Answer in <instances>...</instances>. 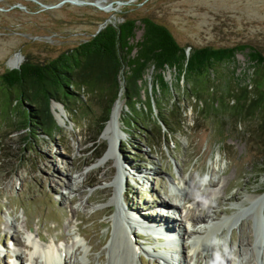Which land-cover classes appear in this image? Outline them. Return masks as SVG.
I'll return each mask as SVG.
<instances>
[{"label":"rangeland","instance_id":"374dc122","mask_svg":"<svg viewBox=\"0 0 264 264\" xmlns=\"http://www.w3.org/2000/svg\"><path fill=\"white\" fill-rule=\"evenodd\" d=\"M60 1L0 0V73L25 61H48L90 38L105 22L116 25L134 18L139 24L144 16L165 25L187 50L246 43L264 55V0H104L113 10L103 8L100 0ZM140 35L138 28L135 36ZM152 76L151 68L144 76L151 93ZM252 76L246 51L238 52L233 62L216 67L211 90L220 93L244 84L252 90ZM165 79L172 88L164 103L179 102L182 127L166 139L144 137L143 131L124 125L126 107L119 96L123 134L105 163L100 161L109 139L101 132L92 141L100 112L96 106L71 115L55 101L60 115L51 105L57 128L50 136L36 128L20 129L18 111L0 115V264H30L42 246L37 235L62 255L72 253L71 264H124L125 247L116 237L111 201L119 170L124 212L135 211L147 223L165 219L180 228L176 246L143 235L139 223L133 224L132 242L143 249L158 248L143 252L135 245L141 250L135 253L137 264H264V224L256 244L250 208L253 197L264 195V134L255 139L261 115L241 121L205 118L195 111L194 100L173 85L170 70ZM147 129L155 134L151 122ZM184 215H203L210 223H187ZM261 217L264 222V210ZM209 230V240L191 242L190 232L200 237ZM244 239L251 244L241 246ZM35 258L43 264L37 252Z\"/></svg>","mask_w":264,"mask_h":264},{"label":"trees","instance_id":"16d2710c","mask_svg":"<svg viewBox=\"0 0 264 264\" xmlns=\"http://www.w3.org/2000/svg\"><path fill=\"white\" fill-rule=\"evenodd\" d=\"M136 21L124 18L116 25L107 23L90 38L48 61H25L18 68L0 73V115L9 117L18 111L22 115L20 129L36 128L50 136L57 128L50 110L52 100L61 103L71 115L87 113L93 105L100 110L92 137L95 141L121 91L126 107L122 115L124 125L137 128L139 133L143 131L144 137L166 139L185 121L178 101L167 107L164 103L172 88L165 79V72L170 70L173 85L182 96L194 100L198 114L238 121L260 114L255 139L264 134V55L258 48L239 43L191 46L187 50L165 25L151 17L140 18L139 24ZM138 28L141 35L136 38ZM244 51L253 67V89L244 84L220 93L211 90L216 67L233 62L236 54ZM151 68L152 93L144 87V76ZM156 93L159 98L154 97ZM149 122L155 134L147 129ZM260 138L264 139L263 135ZM103 152L104 149L96 153L93 160Z\"/></svg>","mask_w":264,"mask_h":264},{"label":"bare ground","instance_id":"6f19581e","mask_svg":"<svg viewBox=\"0 0 264 264\" xmlns=\"http://www.w3.org/2000/svg\"><path fill=\"white\" fill-rule=\"evenodd\" d=\"M98 3L100 5H103L102 7L105 9L113 10L112 5L110 7H107V5L105 6L104 0H100V1H98ZM98 3H97V5H98ZM52 107H53V109H55L57 115H60V113H58V111L56 110L59 107L58 104L54 102L52 104ZM121 110H122V101L120 98H118L115 101L114 105L112 106L109 119L107 120V122L103 128V131H102V136L109 139L110 146H109L108 150L105 152V154L103 155V157L101 158L100 163L107 162L111 158V156L114 155V149H115L116 142L122 138L123 132H122L121 127H120ZM121 175H122L121 171L119 170L115 176L114 181H113L114 194H113V197L111 198L113 205H115V207H116L115 213L113 214V219L118 226V228L115 227L116 228L115 230L117 232L116 237H118V241L120 243H122L123 246L125 247L123 254L121 253L122 255L125 256L123 259L124 264H137V261L135 260L136 251L139 252L142 250L143 252L144 251L146 252V251L150 250V251L155 252V250H157L158 248L154 249L151 247L150 249H147V248L143 249V247H140L139 245L132 242L129 229L133 224L139 223L137 228L143 233V235H146L147 237H151V239H156L159 241V243L162 242L163 244L164 243L167 244V243H169V241H172L175 244L174 240L177 236L176 230L178 231L180 228L178 226H176V227L173 225H172L173 227L170 226L168 224V222H166L165 219H163L164 221L161 220L162 222H156V223H155V221L152 222L153 219L151 221L147 219L149 221L147 223L146 219L143 216L140 217L139 213H137L135 211L124 212V210L122 209L121 204H120L122 201V196H123ZM68 188L71 189L73 187L70 186ZM200 194L201 193H199L198 195H200ZM191 197H193V196L191 195L188 198L190 199ZM251 201H252L253 205L250 208L254 210V220H255V224H254L255 233H254V241L253 242L257 244L258 230L260 228H262V225L264 224L263 219L261 217L263 210H264V195H259L257 197H253V199H251ZM162 204L167 206L166 203L162 202ZM208 207H209V205H208ZM108 210L110 211V208H108ZM127 211H129V210H127ZM217 213L218 212L216 210V213H214V214L217 215ZM164 217H166V216H164ZM206 218L207 217H205L203 215L194 216V217L192 216L191 218H189L188 215L185 216L187 223L192 221L195 224H199V226H204V225L208 226V224L210 222H206V220L208 221V219H206ZM172 219H174V218L172 217ZM181 219H182V217H181ZM217 225H212V228L217 227ZM210 231L211 230H209L205 235H203V236L201 235L200 237L198 234L194 235L196 232H190V235L192 238L191 242L196 241V240H200V239L202 242L209 240L211 237ZM186 232L187 231H184L183 234H186ZM183 234H182V236H183ZM37 238L40 241V243L42 244V246L40 248H38L31 255V259H30L31 263L30 264H40V263H38V261L35 258L36 252L39 254V256L41 258H43V260H41V261H43V264H71L72 253L68 255V252H65L64 255H62L60 248L54 247V246L51 247V246L47 245L45 243L44 239H41L40 237H38V235H37ZM161 240H163V241H161ZM245 242L247 244H251V240L244 239V241H240V245L243 246L245 244ZM256 244L254 245V247L256 246ZM135 245H137L141 250L138 247L135 249ZM96 247H97V245L92 246V248H96ZM21 254H20V252H18L16 256L21 257L20 256ZM121 257H123V256H121ZM228 259H229V257H228Z\"/></svg>","mask_w":264,"mask_h":264},{"label":"water","instance_id":"95a60500","mask_svg":"<svg viewBox=\"0 0 264 264\" xmlns=\"http://www.w3.org/2000/svg\"><path fill=\"white\" fill-rule=\"evenodd\" d=\"M64 2H70V3H74V4H86V3H93V4H95V2H88V1H85V0H61L60 2H59V4H62V3H64ZM111 6V4H107V7H110ZM107 23L105 22L104 24H103V26H101L96 32H98L102 27H104L105 25H106ZM19 65L20 64H18V65H14V66H10L11 68H18L19 67ZM119 96H121V91L118 93V98H119ZM117 98V99H118ZM116 99V100H117ZM115 100V101H116ZM115 101H114V103H115ZM53 102H55L54 100H52L51 101V103H50V106L52 105V103ZM114 103H113V105H114ZM60 105H61V103H59ZM112 105V106H113ZM111 109H112V107H111ZM110 113H111V111H110Z\"/></svg>","mask_w":264,"mask_h":264}]
</instances>
